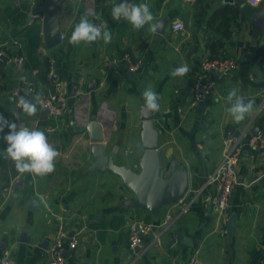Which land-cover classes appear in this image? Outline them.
Here are the masks:
<instances>
[{"label":"crops","instance_id":"1","mask_svg":"<svg viewBox=\"0 0 264 264\" xmlns=\"http://www.w3.org/2000/svg\"><path fill=\"white\" fill-rule=\"evenodd\" d=\"M133 1L150 6L153 23L169 18L164 34L153 33L148 26L136 30L123 19L114 20L111 9L121 0H68L61 18L63 42L48 49L41 30L40 47L35 53L41 63L36 65L34 60L19 68L14 60L25 49L23 30L33 21L41 25V19L33 15V20L27 21L30 9L25 0H0V45L5 44L1 48L5 57H0V113L20 126L44 131L60 152L55 171L33 180V192L25 190L27 173L13 176L14 164L6 160L5 167L0 158V257L8 252L14 264H48L47 251L57 231L63 228L69 237L78 238L64 264H185L196 249L202 264H264V143L249 144L252 136L264 138V59L256 55L264 43V30L257 34L252 19L262 0L257 4L251 0L229 4L223 0ZM226 6L238 9V16L223 24L214 19V13ZM19 12L23 16L15 24L13 16ZM85 15L93 23L107 24L113 35L111 43H69L75 23ZM176 20L184 22L183 30L173 29ZM212 44L219 51L218 57L233 58L237 65L223 74L212 72L213 91L193 106L194 77L200 61L213 55ZM126 56L140 64L132 69V76L128 74L132 67ZM181 64H187L191 71L183 77L170 76ZM51 66L53 78L62 80L67 88L70 103L65 112L53 118L42 110L35 116L22 114L17 119L14 113L20 110L13 102L18 98L16 91L27 95L28 84H36L37 88L49 84ZM91 80L96 83L93 91H89ZM148 86L160 97V111L155 112L157 126L162 133L174 127L182 138L176 142L179 152L174 160L187 165L188 194L194 193L195 198L188 212L164 234L157 227L134 253L129 249L130 222L155 218L122 203L132 195L120 189V178L108 172H87L92 160L91 141L88 133L76 132L71 121L76 119L82 124L90 115H96L111 132L108 149L115 143L120 145L117 163L137 169L142 149L138 155L134 148H127L129 156L123 154L124 140H120L119 133L126 121L120 117L132 116L134 101L139 102L140 116L141 94ZM233 87L255 100L252 111L240 123L233 122L227 110L230 105L223 99ZM217 97L222 98L220 102ZM48 126L54 130L48 131ZM256 127L259 131L253 135ZM233 136H242L243 145L237 163L238 183L227 211L220 214L210 203L216 186L209 180ZM6 146L0 139V150ZM20 177L21 185L15 183ZM35 198L39 200L38 207L30 209L28 205ZM166 209L159 218L164 217ZM232 215L235 230L227 232ZM23 233L28 241L21 240ZM172 235H176L177 246H169ZM184 236L191 244L180 243ZM46 240L48 245L42 246Z\"/></svg>","mask_w":264,"mask_h":264},{"label":"water","instance_id":"2","mask_svg":"<svg viewBox=\"0 0 264 264\" xmlns=\"http://www.w3.org/2000/svg\"><path fill=\"white\" fill-rule=\"evenodd\" d=\"M68 0H42L40 3H34L32 0H25L28 8L26 19L28 22L33 20V15H40L41 30L43 42L48 49H53L59 46L63 39L61 37L62 27L61 18L63 14V7ZM235 0H223L225 4L233 3ZM133 2V0H130ZM252 19L254 21V30L258 34L264 29V0H262L260 7L253 13ZM169 22L168 17L159 18L156 23L160 25L156 33L164 34L165 27ZM210 37H208V40ZM5 44H1L0 48ZM4 58V52L0 55ZM227 69L225 72H229ZM213 72H215L213 70ZM130 76L133 75V70L128 71ZM89 91L96 89L95 80H91ZM246 102L252 98L245 96ZM143 105V103H142ZM140 105V119H141V140L142 141V155L139 160V171L135 170L133 165H125L117 163L120 145L113 144L108 149L110 143L111 132L107 131L96 115H90L89 120L79 124L74 119L71 121V126L76 132L88 133L91 141L92 160L87 167L89 173H111L121 179V190H127L131 193V197L125 198L123 204L126 207H132L138 210L147 211L155 219H158L165 206L170 203L178 201L189 190L190 176L187 165H180L177 160L172 161L169 166L163 163L164 150L160 147V136L162 130L156 124L155 113L145 115ZM46 112L48 110L44 108ZM259 128H254L253 135H257ZM16 184H22L23 178L20 177L15 181ZM17 193L13 194L16 197ZM14 198L10 202L14 203ZM39 200L32 199L29 203V208L36 210ZM97 219L98 216L96 215ZM235 215L230 218L227 226V232H234L235 230ZM21 240L28 241L27 235L22 234ZM49 241H44L42 246H47ZM180 243L191 244V240L184 236ZM176 235L170 238L169 246H177ZM2 247L5 246L2 244ZM69 251L66 255H69Z\"/></svg>","mask_w":264,"mask_h":264},{"label":"built area","instance_id":"3","mask_svg":"<svg viewBox=\"0 0 264 264\" xmlns=\"http://www.w3.org/2000/svg\"><path fill=\"white\" fill-rule=\"evenodd\" d=\"M260 0H251L252 4H257ZM35 18L41 19L42 16L34 15ZM96 24H100L95 22ZM172 27L174 30H183L185 24L181 20L173 22ZM62 39L65 34L62 32ZM2 48V47H1ZM0 48V55L4 52ZM125 60L128 62L131 69L136 70L139 68V62L132 60L130 56H126ZM15 63L19 68H23L27 62L25 53H20L15 57ZM237 65L235 59L230 57H204L200 63L193 81L192 88V102L193 106H197L204 98L208 97L215 87V80L212 76L213 70L215 73L223 74L227 69L235 68ZM53 69L51 66L49 84H45L37 88L36 84L30 83L27 90L35 95L37 92H42L46 109L53 118L60 117L66 110L69 102V95L65 83L58 79L53 78ZM18 97L21 96V90L16 91ZM48 131H53V126L47 127ZM229 146L224 152L223 159L216 164L215 170L210 176V183L216 186V192L211 194L210 203L220 213L223 214L227 211L231 195L238 183L237 177V163L240 159L242 150V136L231 137ZM264 143V138L260 136H252L249 139L251 146H259ZM195 198L194 193L188 194L180 198L178 201L168 204L163 218H158L152 221H144L142 219H133L129 224V249L137 253L138 249L143 245L145 237L157 227L161 228V234H164L175 220L187 213L192 200ZM67 230L60 228L57 231L53 244L47 251L48 264H64L66 260V252L76 248L78 238L76 236L69 237ZM160 234V235H161ZM0 264H14L13 258L10 253L5 252L0 257ZM185 264H202L200 260V251L196 249L194 253L188 258Z\"/></svg>","mask_w":264,"mask_h":264},{"label":"clouds","instance_id":"4","mask_svg":"<svg viewBox=\"0 0 264 264\" xmlns=\"http://www.w3.org/2000/svg\"><path fill=\"white\" fill-rule=\"evenodd\" d=\"M114 20H125L136 30L148 26V30L155 33L160 25L153 23L154 16L147 3H133L130 0H121L111 9ZM98 19V17H97ZM113 35L107 24H96L89 20L88 16H81L75 23L71 33L69 43L77 46L81 43L90 45L103 41L105 44L111 43ZM191 71L187 64L175 67L169 75L172 77H183ZM142 111L145 115L160 111V97L151 86L142 91ZM222 98L217 97V102ZM224 100L230 105L228 112L234 123L245 120L254 106L250 99L246 102V97L240 93L239 89L233 87L228 92ZM19 112L14 113L17 119L20 116H35L38 111L46 107L42 92L35 95L31 93L15 98ZM5 129L7 132L5 133ZM0 139L6 143V148L0 150V158L14 164L15 170L20 174H31L32 179L44 177L55 171V161L60 156V152L49 142L48 136L44 131L30 129L27 126H20L15 120L8 119L0 113Z\"/></svg>","mask_w":264,"mask_h":264},{"label":"trees","instance_id":"5","mask_svg":"<svg viewBox=\"0 0 264 264\" xmlns=\"http://www.w3.org/2000/svg\"><path fill=\"white\" fill-rule=\"evenodd\" d=\"M97 1H99V0H97ZM214 14H215L214 19L218 18L221 20V23L226 24V23H230V21L232 19H234L235 17L238 16L237 15L238 9H236L234 6H226V7H223L221 9L217 10ZM22 16H23V14L21 12H19L16 16H13L14 23L15 24L19 23ZM23 32H24L26 41H25V49L22 53L26 54L27 62L31 61V63H32V62L36 61L35 63L37 65V64L41 63V62H39V60H36V57H35V53L40 47L41 25H40V23H37V21H33V22L29 23L26 26V28H24ZM211 51L213 53V55L211 57L217 56V53L219 52L218 49L216 48L215 44L211 45ZM256 52H257L256 55L258 57H261L262 59H264V43L257 48ZM35 63H33V64H35ZM1 160L4 164V166L7 167L6 166V160H4L3 158ZM11 173H13L12 175L13 176L15 175V177L20 174L15 170V167L11 168ZM25 181H26L25 190H27L29 192H31V191L33 192V179L31 177V174L25 175ZM29 192H28V194L30 195Z\"/></svg>","mask_w":264,"mask_h":264},{"label":"rangeland","instance_id":"6","mask_svg":"<svg viewBox=\"0 0 264 264\" xmlns=\"http://www.w3.org/2000/svg\"><path fill=\"white\" fill-rule=\"evenodd\" d=\"M138 105L139 102L134 101L135 110L133 111L131 117L129 116L127 119L122 116L120 117V119L126 121L124 122L125 127L121 129L122 132L119 133L120 140H124V147L121 151H123L125 156L127 155V148H129V150L134 148L133 150L136 152V155L140 154L142 149L141 141L143 140H141L140 135L142 122L139 116ZM181 140L182 138L180 137V134L174 130V127H171L170 130H166L161 133V144L163 145L164 150L163 163L166 167L169 166V164L177 157L176 153L179 152V148L176 146V142L179 143Z\"/></svg>","mask_w":264,"mask_h":264},{"label":"flooded vegetation","instance_id":"7","mask_svg":"<svg viewBox=\"0 0 264 264\" xmlns=\"http://www.w3.org/2000/svg\"><path fill=\"white\" fill-rule=\"evenodd\" d=\"M142 151H143V150H142ZM135 170L139 171V168H137V169H135Z\"/></svg>","mask_w":264,"mask_h":264}]
</instances>
